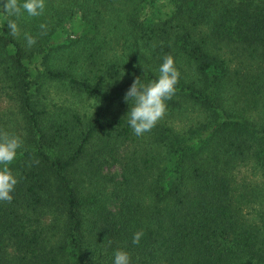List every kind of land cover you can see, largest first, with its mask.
<instances>
[{"label":"trees","instance_id":"trees-1","mask_svg":"<svg viewBox=\"0 0 264 264\" xmlns=\"http://www.w3.org/2000/svg\"><path fill=\"white\" fill-rule=\"evenodd\" d=\"M162 1L46 0L19 38L0 12V134L22 140L0 264H264V0ZM166 56L176 93L138 137L125 93ZM53 83L95 111L48 108Z\"/></svg>","mask_w":264,"mask_h":264},{"label":"clouds","instance_id":"clouds-1","mask_svg":"<svg viewBox=\"0 0 264 264\" xmlns=\"http://www.w3.org/2000/svg\"><path fill=\"white\" fill-rule=\"evenodd\" d=\"M46 0H0V12L9 34L13 38L21 35L17 23L25 13L29 17H39L44 14ZM41 29L45 25H40ZM24 39L30 48L36 44V38L24 33ZM180 72L175 66L172 56H166L158 69V77L144 83L137 77L125 93L124 100L129 105L127 111L128 125L136 136L150 132L167 111L166 101L176 93ZM22 140L17 135L0 134V202H11L12 193L18 184L17 176L11 171L10 165L16 159ZM143 232L133 235L132 243L139 244ZM112 264H132L130 254L125 250L114 253Z\"/></svg>","mask_w":264,"mask_h":264},{"label":"rangeland","instance_id":"rangeland-1","mask_svg":"<svg viewBox=\"0 0 264 264\" xmlns=\"http://www.w3.org/2000/svg\"><path fill=\"white\" fill-rule=\"evenodd\" d=\"M168 0H163L161 2V13L164 14L168 9ZM80 31V23L74 22L73 26H71L68 30L69 34L78 35ZM47 98L45 99L47 102L48 108L58 110L62 109L61 111L66 110L67 108H76L77 107V100L74 96L66 90L60 84L53 83L50 84L48 90L45 91ZM44 105H41V107ZM79 109V114L84 115L85 113L91 114L95 111V102L93 100H85L77 107ZM193 115V112H192ZM178 123L182 126V116H179ZM114 170V169H113Z\"/></svg>","mask_w":264,"mask_h":264}]
</instances>
